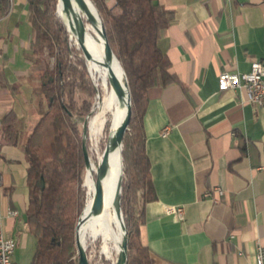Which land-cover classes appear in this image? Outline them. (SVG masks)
I'll list each match as a JSON object with an SVG mask.
<instances>
[{
    "label": "crops",
    "instance_id": "0c3cea01",
    "mask_svg": "<svg viewBox=\"0 0 264 264\" xmlns=\"http://www.w3.org/2000/svg\"><path fill=\"white\" fill-rule=\"evenodd\" d=\"M156 1L173 12L158 46L179 83L148 91L142 122L155 196L144 205L140 240L153 264H255L257 247H264V173L257 170L264 162V103H249L244 90L219 91L218 75L264 63V0ZM28 15L27 0H14L11 11L0 0V121L16 122L19 133L18 144L13 135L0 139V228L16 240L15 264L35 244L24 221L22 143L39 118L25 57ZM171 206L182 214H167Z\"/></svg>",
    "mask_w": 264,
    "mask_h": 264
},
{
    "label": "trees",
    "instance_id": "16d2710c",
    "mask_svg": "<svg viewBox=\"0 0 264 264\" xmlns=\"http://www.w3.org/2000/svg\"><path fill=\"white\" fill-rule=\"evenodd\" d=\"M91 1L101 18L107 41L124 70L131 96V131L121 139V159L127 181L122 189V177L113 195L117 203L119 201L125 217L128 234L126 264H153L148 247L139 237L144 205L155 196L142 121L149 89L179 83L176 75L170 71L169 58L158 46L161 32L173 20V12L162 7L156 0H114L116 12L111 10L105 0ZM57 2L58 0H27L30 42L25 57L31 63V77L35 82L33 93L37 97L36 112L39 117L22 143L28 162V205L24 221L35 239L29 264H78L73 259L76 252L75 231L87 202L88 190L81 177L85 168L82 135L74 109L64 100L65 89L62 82L66 77L60 60L62 46L65 45L66 50L67 35L81 54L84 51L60 14L58 15ZM81 19L84 25L94 24L87 14ZM51 57L55 61L53 66L47 59ZM83 59L92 86V96L98 98L94 106L97 108L105 93L102 84L99 90L94 87L88 63ZM91 106L85 107L89 117L94 110ZM15 125L16 122L9 119L1 121L0 139L13 135L10 142L18 144L19 133ZM111 127L112 123L109 124L110 133ZM106 143L107 136L98 147L99 155ZM91 157L94 154H89V158ZM91 162L96 164L97 160ZM122 190L125 195L124 207L120 201ZM86 236L81 239L82 243ZM101 244L100 235L86 239L89 263L113 264L112 260L98 255ZM91 246L95 247L92 259L88 253Z\"/></svg>",
    "mask_w": 264,
    "mask_h": 264
},
{
    "label": "bare ground",
    "instance_id": "6f19581e",
    "mask_svg": "<svg viewBox=\"0 0 264 264\" xmlns=\"http://www.w3.org/2000/svg\"><path fill=\"white\" fill-rule=\"evenodd\" d=\"M58 1V15L60 14L59 16L65 21L71 33L79 41V45L83 49L84 53L88 54L93 60L98 61L109 76V82L106 86L105 95L101 99L100 105L93 111L90 117L87 116L85 119L86 139L88 138L87 130L92 134H98L101 130H103L105 123L107 122L106 115L114 109L111 133H108L106 146L99 156L96 164L89 162V165L87 166V170L92 177V196L85 203L83 207L84 213L78 222L79 241L86 250V239H84L83 243L81 242V239L85 237L88 229L97 224H101L109 230H113L112 220H114L118 223L121 243L124 236L123 215L121 210L118 211L116 209L117 201L113 196L115 195L116 188L120 184L123 177L122 163H120L121 140L120 138L115 139L114 137L117 129L122 124V120L126 117L128 96L127 91L124 88L125 76L118 59L115 55L112 54L109 57L106 53L105 41L100 31L101 18L95 11L92 2L90 0H83L85 6H87L90 11L89 18L97 25L98 39L91 38L87 29L81 22L79 15L81 4H79L76 0ZM65 2L68 3V7L65 6ZM112 76H115L122 85L121 89H118L116 85H114ZM103 153H105L106 169L103 177L100 178L98 173L102 164ZM96 185L102 189L103 193V203L97 211H95L93 207V193Z\"/></svg>",
    "mask_w": 264,
    "mask_h": 264
},
{
    "label": "rangeland",
    "instance_id": "374dc122",
    "mask_svg": "<svg viewBox=\"0 0 264 264\" xmlns=\"http://www.w3.org/2000/svg\"><path fill=\"white\" fill-rule=\"evenodd\" d=\"M80 6V18L84 16V14H87L89 16L90 11L88 7L84 6V1L80 2L79 0H76ZM91 1V0H90ZM107 5L111 8L112 11L116 12L117 7L115 5L114 1L110 0H105ZM59 2V1H58ZM92 2V1H91ZM93 3V2H92ZM94 5V3H93ZM95 6V5H94ZM96 8V7H95ZM98 12V11H97ZM55 15L58 19V21L61 23V20L58 18L55 10ZM82 22V19H81ZM83 24V23H82ZM84 25V24H83ZM84 27L87 29L89 35L91 38H97L98 39V28L97 25L95 24H85ZM76 38V37H75ZM66 50H65V45L62 46L60 50V60L63 63V71L65 74V79L62 82L63 88L65 89V94H64V100L67 105H71L72 108L75 111V119L78 120V126L81 130V135L83 134V123L87 117L88 111L85 110L86 105H89L94 108V106L97 104L98 98L92 96V86L91 83L87 77L86 70L83 64V58H85L87 66L89 67V75L92 81L94 82V87L96 90H99L100 85L102 84V90L105 93L107 83L109 82V76L106 70L101 66V64L98 61L93 60L88 54H81L75 46L72 44V42L69 40L68 35H67V40H66ZM49 59L51 66L54 65L55 61L54 58H47ZM73 84L71 85L70 83ZM80 83L83 85L81 86ZM70 91V92H68ZM88 102V104L86 103ZM92 108V110H93ZM96 108H94L95 110ZM93 110V111H94ZM113 111L114 109L106 115V120L107 122L105 123V126L107 125L104 134L103 130H101L98 134H92L87 130L88 138L86 139V147L89 151V154H94V157L89 158V162L91 160H97L99 156L98 153V147L100 146L101 142L105 141L106 136L108 137L109 133V124L112 123V117H113ZM132 113V112H131ZM132 118V115H131ZM125 119V118H124ZM124 120H122L123 122ZM131 122V121H130ZM130 126V124H129ZM128 126L127 130L125 131L124 135L127 133H130V127ZM103 134V136H102ZM121 140V139H120ZM121 150H122V144H121ZM91 152V153H90ZM92 163V162H91ZM120 163H122L121 159V151H120ZM95 164V163H94ZM123 169V166H122ZM82 182L83 185L87 187V201L91 198V187H92V177L90 176L87 167L83 169L82 172ZM127 181V177L123 173V179H122V189L123 186H125ZM123 190L121 193L120 201H121V206L125 205V201L123 200ZM125 209V208H124ZM121 211L123 214V219H124V230L126 229V224H125V217L124 213L121 207ZM112 227L113 230H109L108 228L102 226L101 224H97L93 226L92 228L88 229L87 231V236L88 237H95L96 235H100L102 238V244L99 248L98 255H102L105 258H108L112 260L113 264H116V261L119 257V254L121 252V236H120V230L118 227V223L114 220H112ZM94 251L95 247L91 246L88 248V253L90 259L94 257ZM34 252V248L31 247L30 249H25L21 250L20 252V260L18 261L19 264H29L30 260L32 258ZM74 260L78 261V255H77V250L73 256ZM101 264H105L102 262Z\"/></svg>",
    "mask_w": 264,
    "mask_h": 264
},
{
    "label": "built area",
    "instance_id": "2783aa9c",
    "mask_svg": "<svg viewBox=\"0 0 264 264\" xmlns=\"http://www.w3.org/2000/svg\"><path fill=\"white\" fill-rule=\"evenodd\" d=\"M9 5V11L12 10L14 0H6ZM218 89L219 91H225L228 89L244 90L249 103L255 106H261L264 103V63L262 61H253L250 65V69L243 73H230L221 72L218 75ZM1 127V121H0ZM168 129L162 133V136H166ZM258 171L264 173V162L257 167ZM219 196L223 194V190L220 188L214 189ZM205 196L212 197V191H207ZM182 207H167L166 213L182 214ZM7 215L9 217H17L18 211L15 209H8ZM16 247V240L13 236L5 233L0 228V264H15L13 261V254ZM255 264H264V247L258 246L255 253Z\"/></svg>",
    "mask_w": 264,
    "mask_h": 264
},
{
    "label": "water",
    "instance_id": "95a60500",
    "mask_svg": "<svg viewBox=\"0 0 264 264\" xmlns=\"http://www.w3.org/2000/svg\"><path fill=\"white\" fill-rule=\"evenodd\" d=\"M80 2H82V0H79ZM68 3L65 2V6H67ZM93 5V3H92ZM95 11L97 12L95 6L93 5ZM98 13V12H97ZM99 15V14H98ZM100 31H101V34L104 38V41H105V49H106V53L107 55L110 57L112 54H114V52L112 51L108 41H107V38H106V34H105V29H104V26L102 24V21H101V28H100ZM122 68V66H121ZM123 70V68H122ZM123 73H124V70H123ZM112 81L114 83V85H116V87L118 89H121V84L119 83V81L117 80V78L115 76H112ZM124 88L126 89L127 91V96H128V104H127V113H126V117L124 119V121L122 122V124L119 126V128L117 129L116 133H115V139H122L123 136H124V133L125 131L127 130L129 124H130V121H131V96H130V91H129V87H128V84H127V81L124 80ZM85 121L83 123V134H82V151H83V158H84V167H87L89 165V153H88V149L86 147V125H85ZM103 159H102V164L99 168V173H98V176L100 178L103 177L104 173H105V169H106V161H105V153H103ZM120 191V186L118 188V192ZM103 203V193H102V189H100V187L98 185H96L95 187V190H94V193H93V207H94V210L97 211L99 207H101ZM117 210L120 211V205H119V201L117 203V206H116ZM84 213V209L81 211V214L79 216V219L81 218V216L83 215ZM25 217V216H24ZM79 219H78V222H79ZM78 222H77V227H76V231H75V247H76V250H77V255H78V264H90L89 263V260H88V256H87V253H86V250L83 248V246L81 245L80 241H79V235H78V232H79V228H78ZM127 239H128V234H127V229L124 230V236H123V239H122V243H121V252L119 254V257L116 261V264H126V261H127Z\"/></svg>",
    "mask_w": 264,
    "mask_h": 264
}]
</instances>
